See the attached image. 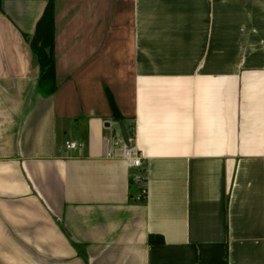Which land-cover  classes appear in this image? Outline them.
Listing matches in <instances>:
<instances>
[{
  "label": "crops",
  "instance_id": "0c3cea01",
  "mask_svg": "<svg viewBox=\"0 0 264 264\" xmlns=\"http://www.w3.org/2000/svg\"><path fill=\"white\" fill-rule=\"evenodd\" d=\"M48 2L0 1V264H264V0H55L45 96Z\"/></svg>",
  "mask_w": 264,
  "mask_h": 264
},
{
  "label": "trees",
  "instance_id": "16d2710c",
  "mask_svg": "<svg viewBox=\"0 0 264 264\" xmlns=\"http://www.w3.org/2000/svg\"><path fill=\"white\" fill-rule=\"evenodd\" d=\"M55 33V0H49L42 17L37 23L35 33L30 39V45L40 64L39 91L45 96L54 94L58 87L54 56ZM110 100L115 119L118 121L124 120L112 97ZM128 133L134 138V130H129ZM149 242L163 244L165 241L162 235L151 234Z\"/></svg>",
  "mask_w": 264,
  "mask_h": 264
},
{
  "label": "built area",
  "instance_id": "2783aa9c",
  "mask_svg": "<svg viewBox=\"0 0 264 264\" xmlns=\"http://www.w3.org/2000/svg\"><path fill=\"white\" fill-rule=\"evenodd\" d=\"M130 136V135H129ZM133 139L130 136V140L133 143V146L129 147L126 145L122 135L119 138L112 136L108 138V142L113 147L122 148V157L125 158L131 169L135 170V173L132 176V180L137 183L140 187L139 200L142 202L147 201L148 197V187H147V176L145 169V161L142 153L134 145ZM86 143L83 141H74L67 140L65 143L66 150H77L85 148ZM112 151L108 153V156H112Z\"/></svg>",
  "mask_w": 264,
  "mask_h": 264
},
{
  "label": "water",
  "instance_id": "95a60500",
  "mask_svg": "<svg viewBox=\"0 0 264 264\" xmlns=\"http://www.w3.org/2000/svg\"><path fill=\"white\" fill-rule=\"evenodd\" d=\"M119 126H120V129H121V135H122L126 145L129 146V147L133 146V143L130 140V136H129V133L127 131V127H126V124H125L124 120H121L119 122Z\"/></svg>",
  "mask_w": 264,
  "mask_h": 264
},
{
  "label": "rangeland",
  "instance_id": "374dc122",
  "mask_svg": "<svg viewBox=\"0 0 264 264\" xmlns=\"http://www.w3.org/2000/svg\"><path fill=\"white\" fill-rule=\"evenodd\" d=\"M117 128H118V127H117ZM114 136L117 137V138H119L120 135H119V134H117V135L115 134Z\"/></svg>",
  "mask_w": 264,
  "mask_h": 264
}]
</instances>
